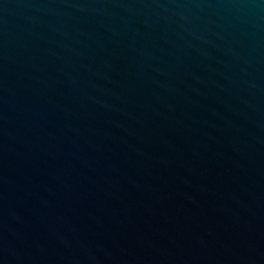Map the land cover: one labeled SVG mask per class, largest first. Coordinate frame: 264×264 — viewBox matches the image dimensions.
<instances>
[{
  "label": "water",
  "instance_id": "1",
  "mask_svg": "<svg viewBox=\"0 0 264 264\" xmlns=\"http://www.w3.org/2000/svg\"><path fill=\"white\" fill-rule=\"evenodd\" d=\"M0 264H264V0H0Z\"/></svg>",
  "mask_w": 264,
  "mask_h": 264
}]
</instances>
